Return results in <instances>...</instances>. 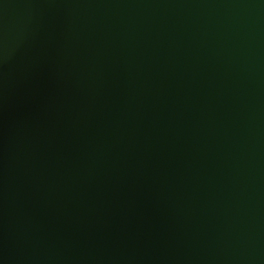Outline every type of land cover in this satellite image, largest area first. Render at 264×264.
Wrapping results in <instances>:
<instances>
[{
    "label": "water",
    "instance_id": "water-1",
    "mask_svg": "<svg viewBox=\"0 0 264 264\" xmlns=\"http://www.w3.org/2000/svg\"><path fill=\"white\" fill-rule=\"evenodd\" d=\"M0 264H264V0H0Z\"/></svg>",
    "mask_w": 264,
    "mask_h": 264
}]
</instances>
